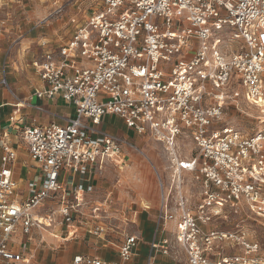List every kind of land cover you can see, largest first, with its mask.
I'll use <instances>...</instances> for the list:
<instances>
[{"label":"built area","instance_id":"1","mask_svg":"<svg viewBox=\"0 0 264 264\" xmlns=\"http://www.w3.org/2000/svg\"><path fill=\"white\" fill-rule=\"evenodd\" d=\"M99 6L66 43L46 49L33 63L43 83L34 96L60 98L75 116L55 115L61 123L19 130L41 174L29 183L26 201L19 200L14 180L17 150L6 137L1 142L0 264H34L17 250L18 233L61 226L74 239V230L100 219V208L90 218L82 210L90 206L86 196L94 187L67 188L61 178L92 175L108 164L122 169L125 149L139 151L104 129L111 116L163 146L176 187L184 173L200 182L198 204H187L179 190L178 204H170L160 183L157 232L168 222L176 226L174 241L153 243V252L173 257L181 249L187 264H264L254 257L258 243L219 227L244 211L264 221V130L246 135L221 124L239 96L232 85L264 113V0H100ZM2 85L8 88L6 78ZM18 114L19 104L12 125H20ZM103 232L99 225L91 230ZM137 243L136 236L125 238L119 262L78 255L68 264H128ZM235 244L242 254L233 252ZM155 262L152 253L147 264Z\"/></svg>","mask_w":264,"mask_h":264},{"label":"crops","instance_id":"2","mask_svg":"<svg viewBox=\"0 0 264 264\" xmlns=\"http://www.w3.org/2000/svg\"><path fill=\"white\" fill-rule=\"evenodd\" d=\"M46 1H48L46 3L47 7H44L45 4L38 2L37 0H30L25 4V6L31 8L29 11H24L26 13L25 21L29 22L30 20H37L38 18L43 19L52 15L56 10V0ZM33 6H35V9H33ZM11 30L13 31V34H15V37L19 39V48H10V46L8 48L6 38L13 37L12 33L9 36H5L0 29V37L2 36L5 38L3 40L0 39V75H2L3 78H6L9 90L12 92L10 93L8 90L1 88L0 86V167L3 155L1 142L3 141V138L6 137L18 153L17 161L13 167L14 180L17 184V194L18 191H24L23 196L18 194L19 200L26 201L28 198L29 183L40 180L41 174L36 163L31 160L27 149L25 150L28 155L24 153L25 150H23L18 144L16 140L17 133L24 126H43L51 123H61L59 119L55 118V115L67 117L72 115L75 116V108L60 98L43 101L34 96L35 92L43 87V83L39 75L35 72L33 63L40 60L43 53L48 49L35 47L43 42V38H46L44 36L54 39V32L56 29L52 27V29H48L47 33L43 29L35 30V27H31L29 23H24L22 29L14 27L7 31L10 33ZM8 49L11 50V55L9 57L7 54ZM16 50H19L18 54L15 53ZM19 97L22 99H19ZM19 100L22 101H20V103L16 102ZM17 104L20 106L19 117L21 121L20 125H12L10 117L16 110ZM38 107L43 108L46 112L38 110ZM112 117L115 116H111V118ZM111 118L108 117L105 120L103 124L104 129L107 130L108 128H111L109 125V122H112ZM113 134L117 135V133ZM131 137L135 140H139L137 144L144 142V137L126 129L125 138L129 139ZM148 140L153 141L149 138ZM153 142L157 143L155 141ZM126 154L128 156H133V158L136 159V155H132L131 149H127ZM164 154L168 161V165L164 169V172L161 171L162 173H158L159 176L161 174L160 178L162 177L161 180L166 194H170V204H178V190L181 192L185 200H187V204H198L200 201L201 186L196 175L184 173L181 179V186L176 187V185L172 183V172L169 168L170 164L165 151ZM115 165L118 167L117 164ZM125 167H127V161ZM125 167L122 169H119L118 167V169L124 171ZM96 171L93 172L92 175L87 176L65 173L61 179L67 188L76 187L79 184L93 186L94 189L100 188L99 181L96 182L95 180ZM124 175L126 176H124V178L128 179H126V184L124 186H118L120 189L118 190L119 195L114 196V191H109L105 196L106 198L104 197V200L100 204H97V200L100 199L98 196V193L101 194L100 191L97 192L96 190L91 194H87L86 199L90 201L91 204L90 206L83 207V213L90 218L92 210L100 208V219L96 221L91 219L88 228L81 227L74 230V233H76L74 239L66 238L67 233L72 232V230L69 231L66 227L55 226L53 232L48 230L44 231L43 238L48 242L55 244L57 247V244L60 243L57 240L60 239L64 243L69 242V248L64 252H57V256L52 253L56 251L55 248L43 250L37 249L36 251H39L38 257L41 258V262H39L38 259H33V263L68 264L78 255L96 257L110 262H119V249L121 244L127 236H136L138 238L137 247L133 259L128 264H147L152 253L156 260L155 264H172L174 256H165L160 253V251H152L153 243L159 244L160 246L163 240L169 239L174 241L172 233L175 231L176 226L175 222H168L166 224V229L157 232L158 216L163 201L160 182L156 174L157 184L155 182L154 174L150 171L148 166H137L136 164L134 169ZM194 177L196 184L192 183ZM120 183L121 181L119 179L117 184L119 185ZM109 200H111L112 203L115 201L116 207H123L121 213L120 209L118 212L116 211L117 213L115 215L113 213V211L116 210L114 207L110 209L106 207ZM122 204H126L127 206H123ZM46 205L51 206L52 204L47 203ZM128 206L133 208H127ZM123 224H126L127 228L122 227ZM97 225L103 227V234L95 235L91 233V230ZM128 225H131L130 230L128 229ZM107 231H115V234L111 235L110 232L108 233ZM91 236H97V238ZM109 238L110 241H108ZM18 244L17 250L28 256L25 251H23V241H19ZM60 253H63V255ZM50 256H52V258H50ZM185 264H187V259Z\"/></svg>","mask_w":264,"mask_h":264},{"label":"rangeland","instance_id":"3","mask_svg":"<svg viewBox=\"0 0 264 264\" xmlns=\"http://www.w3.org/2000/svg\"><path fill=\"white\" fill-rule=\"evenodd\" d=\"M30 0H0V29L2 30V34L11 35L13 37H7V43L8 48H19V39L15 37V34H13V31L9 33V29H12L14 27H18L19 29L23 28L24 23H29L31 27H35V30H44L48 33V29H52L54 27L56 31L54 32V39H50L48 36H44L46 38H43V41L48 42V45L46 48L49 50H55L60 45L66 43L72 33L76 30V28L83 24L88 18L97 10H100V0H78L77 2L75 0H56L55 5V12L47 16L46 18L37 20H30L29 22L25 21V12L29 11L31 8L25 6ZM38 2L44 3L47 7L46 0H37ZM25 6V7H24ZM33 9H35V6H33ZM3 23V25H2ZM1 40L5 39L4 37H0ZM35 48H43L40 45H36ZM17 51V52H16ZM15 53L18 54L19 50H16ZM8 57L11 55V50L8 49L7 51ZM8 61V59H7ZM3 76L0 75V82L3 81ZM1 88H4L8 90L10 93H12L9 90V87L1 86ZM232 93L238 92L239 96L236 97L235 102L229 103L226 114L224 116V119L221 124L223 125H229L235 127L237 130L241 131L243 134L246 135H253L256 132L260 130H264V113L256 106L250 105L245 101V99L242 97L241 89L237 87L236 85H232ZM13 97V95L11 94ZM19 99H22L19 97ZM16 101V102H19ZM19 114L17 115V118H19ZM111 118V117H110ZM263 120V121H262ZM112 122H109V125L111 128H108L106 131L110 133H117L118 136H121L122 138L125 137L126 132V126L124 122L120 118H111ZM17 142L23 148V150L27 149L26 145L22 141L21 133L20 131L16 135ZM131 144L134 145V147L138 148L139 151L132 150V155H136V159L133 158V156L127 155V167H125L124 171H120L118 167L115 164H108L103 169H99L96 171V182L99 181L100 188H95L94 191L97 190V192L100 191L101 194L98 193V196L100 199H98V203L100 204L104 197L107 195L109 191H114V196L119 195L118 186H124L126 184V179L124 178L125 173H129L132 169L135 168V165H145L150 168V171L154 174L155 182L157 184V178L160 183H162V180L159 176V173L164 172V169L168 165V161L165 158V154L163 151V148L160 144L154 143L153 141L148 140V138H144L143 143H139V140L133 139V137L128 139ZM190 146L186 145V150L190 149ZM130 149V148H129ZM26 155V150L24 151ZM155 171V173H154ZM162 171V172H161ZM157 178H156V176ZM126 177V176H125ZM120 179L121 183L118 185L117 181ZM193 184H196V180L194 177V180L192 181ZM18 194L20 196L24 195V191H18ZM113 196V197H114ZM106 198V197H105ZM123 206H127L126 204H122ZM133 206V205H132ZM111 208H115L116 210L113 211V213L116 215V213L120 210H123V207H116V202L113 201L112 204H110ZM127 208H133L131 206H128ZM126 210V209H125ZM117 211V212H116ZM219 227L225 229L226 231H233L240 232V234L244 233L245 238L251 242V243H258L260 247V251L254 255L255 258L259 259L260 262H264V221L262 219H259L257 216L250 214L246 211H244L240 215H236L230 218L227 223H222V221H219ZM217 226L216 224H214ZM124 228H127V225L123 224ZM131 225H128V229L130 230ZM48 231L53 232L54 228L48 229ZM108 232V231H107ZM110 234H115V231H109ZM108 232V233H109ZM44 231H35L30 236H23L21 233H18L14 239V241L19 242L23 241V251L25 253L33 258L38 259L39 262H41V258L38 257V250L43 249H49V248H55L56 251L52 252L53 255L57 256V252H64L67 248H69V242L64 243L62 240L58 239L57 241L60 242L57 244V247L55 244H51L46 239L43 238ZM109 234V236H110ZM93 238H97V236H91ZM54 238V237H53ZM45 240V241H44ZM110 241V238L109 240ZM217 246L221 247V244H216ZM215 245V246H216ZM236 245V244H235ZM225 247L227 245L224 244ZM228 249V248H224ZM235 251V252H234ZM217 251L214 249L210 252L211 258H215V253ZM234 253L236 254H242L243 249L242 247L235 246ZM176 256H174V260L172 264H185L186 262V254L181 250L177 248ZM63 255V253H60ZM52 258V256H50Z\"/></svg>","mask_w":264,"mask_h":264},{"label":"bare ground","instance_id":"4","mask_svg":"<svg viewBox=\"0 0 264 264\" xmlns=\"http://www.w3.org/2000/svg\"><path fill=\"white\" fill-rule=\"evenodd\" d=\"M263 121V120H262Z\"/></svg>","mask_w":264,"mask_h":264}]
</instances>
